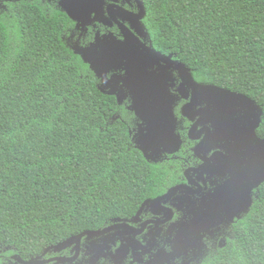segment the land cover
Wrapping results in <instances>:
<instances>
[{
  "label": "trees",
  "instance_id": "1",
  "mask_svg": "<svg viewBox=\"0 0 264 264\" xmlns=\"http://www.w3.org/2000/svg\"><path fill=\"white\" fill-rule=\"evenodd\" d=\"M141 1L153 47L253 101L264 137V0ZM75 24L56 1L0 0V264L129 220L177 176L138 150L133 114L71 48ZM220 227L195 264H264V182Z\"/></svg>",
  "mask_w": 264,
  "mask_h": 264
},
{
  "label": "flooded vegetation",
  "instance_id": "2",
  "mask_svg": "<svg viewBox=\"0 0 264 264\" xmlns=\"http://www.w3.org/2000/svg\"><path fill=\"white\" fill-rule=\"evenodd\" d=\"M49 1L57 5L59 2ZM98 5L89 24L76 26L75 34L70 36L71 48L92 65L94 55L107 43L125 44L128 37L127 57L144 63L145 80L161 88L172 118V123L158 125L159 129L165 127L161 132L164 143L155 153L146 152V158L156 163H174L178 169L171 185L161 195L147 200L136 219L139 210L131 219L116 220L106 228L126 226L83 237L76 259L63 264H195L216 236L214 232L221 230L220 225L239 219L247 211L230 215L222 210L220 201L228 193L236 200L240 192L238 207L242 209V186L249 190L251 201L257 190L251 185L264 150V137L258 134L260 111L243 95L196 81L183 63L156 50L143 24L146 12L141 0H99ZM179 64L185 67L181 71ZM122 68L104 77L97 78L92 73L98 88L114 95L133 114L139 138L146 125L132 111L130 91L120 81L125 76ZM167 194L152 207V200ZM201 218L206 222L208 219L207 226L194 232L189 245L176 248L181 244L177 238H184L180 237V224L195 225ZM74 247L59 252L49 250L52 255L41 260L71 259L76 254ZM13 259L15 264H22L16 257ZM46 264H57V260Z\"/></svg>",
  "mask_w": 264,
  "mask_h": 264
},
{
  "label": "water",
  "instance_id": "3",
  "mask_svg": "<svg viewBox=\"0 0 264 264\" xmlns=\"http://www.w3.org/2000/svg\"><path fill=\"white\" fill-rule=\"evenodd\" d=\"M58 5L61 10H63L66 15L73 20L77 26L82 24L86 25L91 22L92 15L95 14L98 11L99 0H58ZM144 10L142 9V13ZM126 40L128 42H125V44H117L114 42L107 43L102 50L94 55L93 57V63L92 65L89 63V59L84 57L82 54L80 55L81 60L84 63L90 64V68L92 72L98 77H104L108 72L111 70L117 69V67H123L122 69L125 71V76L121 78V82L124 87L129 89L132 99V111L135 114V117L137 119H140L145 125L146 128L145 133L140 136L137 140V148L140 152L143 153V155L146 157V152L155 153L157 148L161 146L164 142L162 138L161 132L165 131V127L162 129H159V124L163 123H172L171 118V112L168 108V101L165 98V95L160 87H156L151 85V82H148L145 80L144 74V63L139 61H131L125 53V46L126 44L130 43V40L128 37H126ZM121 57V58H120ZM180 71L181 69H184V65L179 64ZM218 89V88H217ZM101 92L104 93L102 89L99 88ZM221 90V89H220ZM230 92V91H229ZM230 94H233L231 92ZM236 95V94H235ZM160 98V100H159ZM247 102H251L254 105H256L253 101L248 99L247 97H243ZM153 99V100H152ZM256 107L259 109V107L256 105ZM260 115H261V110ZM248 169V168H247ZM246 169V170H247ZM245 170V171H246ZM244 171V172H245ZM246 176L245 174H242V176ZM240 176V178H244ZM254 183L251 185L252 188H258L263 182H264V150H261L259 160H258V172L254 174ZM247 187L242 186V192L241 197L244 202V207L240 209L238 207L239 200H240V192H239V198L236 200H233V198L228 195L224 200H221L222 203V210L227 212L228 214H233V212H239V211H245L249 209V207L252 204V201L250 200L248 193L249 190H246ZM169 196L164 195L160 198H157L155 200H152V207H155L160 199H163L165 197ZM147 203L145 201L142 206L140 207L138 213L135 216V219L140 214V212L143 210L144 205ZM237 204V205H236ZM224 208V209H223ZM204 218H201L197 224L193 223H182L180 224V232L181 236L184 238H177L180 245L178 244V247H186V245L190 244V240L195 233L199 232V228H203L207 226L208 223ZM126 226V225H116L111 226L102 230L98 231H85L79 235L73 236L55 246H51L47 248L44 252L47 253L49 250H53L54 252L62 251L66 248H68L71 245H75L74 250L76 251V254L71 259L66 258H57V259H50L46 261H42L41 259H35L31 260L30 262H21L22 264H46L53 260H57V264H63L66 262H73L77 255L79 250V242L83 237H91V236H99L102 234H105L109 231H111L114 228ZM198 241V240H197Z\"/></svg>",
  "mask_w": 264,
  "mask_h": 264
}]
</instances>
